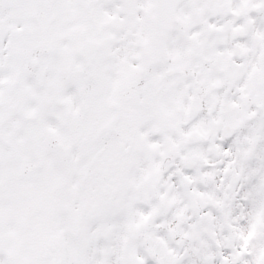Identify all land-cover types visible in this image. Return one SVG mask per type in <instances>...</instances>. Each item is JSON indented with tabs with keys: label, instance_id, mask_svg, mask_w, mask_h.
Listing matches in <instances>:
<instances>
[{
	"label": "snow or ice",
	"instance_id": "obj_1",
	"mask_svg": "<svg viewBox=\"0 0 264 264\" xmlns=\"http://www.w3.org/2000/svg\"><path fill=\"white\" fill-rule=\"evenodd\" d=\"M0 264H264V0H0Z\"/></svg>",
	"mask_w": 264,
	"mask_h": 264
}]
</instances>
